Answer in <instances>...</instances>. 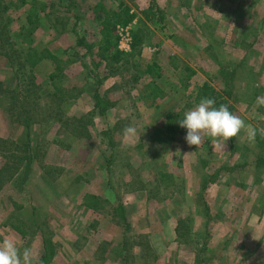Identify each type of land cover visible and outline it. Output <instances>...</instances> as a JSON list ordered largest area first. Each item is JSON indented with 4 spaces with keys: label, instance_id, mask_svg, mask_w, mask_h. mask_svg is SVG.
Returning <instances> with one entry per match:
<instances>
[{
    "label": "rangeland",
    "instance_id": "rangeland-1",
    "mask_svg": "<svg viewBox=\"0 0 264 264\" xmlns=\"http://www.w3.org/2000/svg\"><path fill=\"white\" fill-rule=\"evenodd\" d=\"M100 6L112 10L105 53ZM114 46L110 67L100 56ZM43 49L58 65L30 68ZM205 83L216 107L264 127V0H0V241L36 264L45 240L47 264H264V138L197 148L186 129L170 142L155 131ZM19 103L29 128L9 113ZM87 194L110 205L93 212Z\"/></svg>",
    "mask_w": 264,
    "mask_h": 264
},
{
    "label": "clouds",
    "instance_id": "clouds-1",
    "mask_svg": "<svg viewBox=\"0 0 264 264\" xmlns=\"http://www.w3.org/2000/svg\"><path fill=\"white\" fill-rule=\"evenodd\" d=\"M214 98L204 97L192 109L186 111L178 121L181 128L186 129L185 141L189 146L197 148L211 138L213 147L225 146L242 130L246 133L250 143H255L257 134L264 138V127H256L245 122L239 115L229 110V106L221 104L215 106ZM257 107H264V96L256 98ZM264 121V115L260 116ZM133 126H125L123 136H136ZM0 264H36V258L31 248H20L13 239L6 238L0 241Z\"/></svg>",
    "mask_w": 264,
    "mask_h": 264
},
{
    "label": "trees",
    "instance_id": "trees-1",
    "mask_svg": "<svg viewBox=\"0 0 264 264\" xmlns=\"http://www.w3.org/2000/svg\"><path fill=\"white\" fill-rule=\"evenodd\" d=\"M152 8V7H151ZM100 10L102 11V13H97L96 18H99L102 22V26L105 29V32L103 31L101 34L103 36V40H102V47L101 50L103 53L108 52L109 47L112 45L110 39L107 38V25H105V21L107 20L106 17L112 12V10H107L106 14H105V8L103 6H100ZM150 10V8H149ZM98 15V16H97ZM133 20V16L132 15H126L125 18V24L130 23ZM118 21V20H117ZM132 39H133V43L131 45V48L134 49L136 47V45L138 44V36L137 34L133 33L132 34ZM77 43L80 45L86 43L84 39H78ZM108 49V50H107ZM122 52H119L116 47H113L112 52H110L108 55L105 56H100V58L102 60H105V63L107 66L112 67L113 64H118L119 62L122 61ZM27 62L29 63L30 68H33L34 65H37L36 63H41L43 61H51L52 63H56L58 65V63L56 62V58L55 56H53V54L48 50V49H43L39 52L37 51H32L29 52L27 54ZM186 71H190L187 67L185 68ZM145 72L149 73V74H157L160 75V68L156 67V66H147L145 69ZM190 77L187 75V78ZM150 85V84H148ZM148 87V86H147ZM212 91L209 85H207L206 83L203 84L201 87L197 88L196 90V94H195V102L199 103V101L204 98V97H208V95H212ZM93 100L95 101V108L98 109L99 111V115H104L106 114L107 110L109 109V104L106 100H104L100 94L95 91V93L93 94ZM22 107V103L15 104L13 106H11L10 108V112L12 117L14 114L17 115V119H18V123L20 125L23 126V128H29V123L30 120L27 118V110L26 109H20ZM181 115V113H174L173 110L169 111V113L166 115L165 121L162 124V126L160 128H157L155 131L157 133L162 132L163 135L167 134V139H165L167 142H170L173 138V134L175 133H179L180 130H183L184 128H181L178 124V121L180 119H182L181 117H179ZM29 134H27L26 136H28ZM158 139V138H157ZM163 141V140H160ZM25 147L28 149V144H25ZM29 158H28V162H26L25 164V168L24 171L27 172L29 167ZM84 205L87 209L93 211V212H98L101 211L103 209H105V205H110V201L108 199H104L101 198L100 196H96V195H92V194H87L85 196V202ZM114 216L118 217L122 223H124L125 229L129 228V222H128V218H127V212L124 209V207H122L120 204H118L114 209ZM14 228L16 230H18V228L16 226H14ZM22 235H24L23 231H19ZM50 245V243H48L46 240L44 241V247H43V252L41 254L40 257V262L41 264H47V262L50 260V258L52 257L51 254V250L48 247Z\"/></svg>",
    "mask_w": 264,
    "mask_h": 264
}]
</instances>
